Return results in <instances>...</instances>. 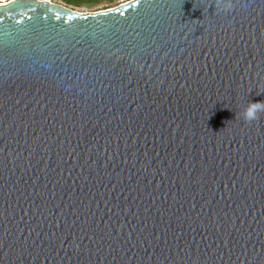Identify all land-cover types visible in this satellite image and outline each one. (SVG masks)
Listing matches in <instances>:
<instances>
[{
	"label": "water",
	"instance_id": "obj_1",
	"mask_svg": "<svg viewBox=\"0 0 264 264\" xmlns=\"http://www.w3.org/2000/svg\"><path fill=\"white\" fill-rule=\"evenodd\" d=\"M250 102L264 0L0 5V264H264Z\"/></svg>",
	"mask_w": 264,
	"mask_h": 264
},
{
	"label": "rangeland",
	"instance_id": "obj_2",
	"mask_svg": "<svg viewBox=\"0 0 264 264\" xmlns=\"http://www.w3.org/2000/svg\"><path fill=\"white\" fill-rule=\"evenodd\" d=\"M12 0H0L6 2ZM80 13H95L118 7L131 0H47Z\"/></svg>",
	"mask_w": 264,
	"mask_h": 264
},
{
	"label": "clouds",
	"instance_id": "obj_3",
	"mask_svg": "<svg viewBox=\"0 0 264 264\" xmlns=\"http://www.w3.org/2000/svg\"><path fill=\"white\" fill-rule=\"evenodd\" d=\"M219 7L222 12H229L232 9L231 4H222ZM261 112H264V102H250L243 111V119L250 123L258 119V114Z\"/></svg>",
	"mask_w": 264,
	"mask_h": 264
},
{
	"label": "bare ground",
	"instance_id": "obj_4",
	"mask_svg": "<svg viewBox=\"0 0 264 264\" xmlns=\"http://www.w3.org/2000/svg\"><path fill=\"white\" fill-rule=\"evenodd\" d=\"M8 2H10V1L0 2V5L6 4V3H8Z\"/></svg>",
	"mask_w": 264,
	"mask_h": 264
}]
</instances>
